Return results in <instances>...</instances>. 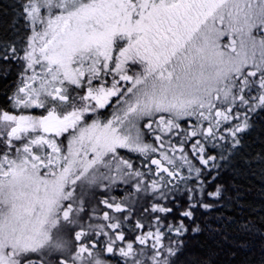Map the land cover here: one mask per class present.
Wrapping results in <instances>:
<instances>
[{
  "label": "snow or ice",
  "instance_id": "1",
  "mask_svg": "<svg viewBox=\"0 0 264 264\" xmlns=\"http://www.w3.org/2000/svg\"><path fill=\"white\" fill-rule=\"evenodd\" d=\"M0 3V264H264V0Z\"/></svg>",
  "mask_w": 264,
  "mask_h": 264
},
{
  "label": "trees",
  "instance_id": "2",
  "mask_svg": "<svg viewBox=\"0 0 264 264\" xmlns=\"http://www.w3.org/2000/svg\"><path fill=\"white\" fill-rule=\"evenodd\" d=\"M3 2H8V0H3ZM0 6H2V3H0ZM234 179L236 184L240 186L243 202L248 205L244 211L251 212L253 208L264 204V175L259 171L244 172L235 176Z\"/></svg>",
  "mask_w": 264,
  "mask_h": 264
}]
</instances>
